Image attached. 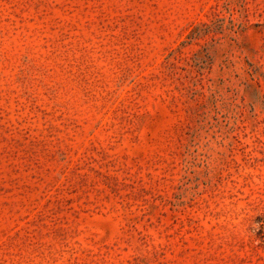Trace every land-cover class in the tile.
I'll list each match as a JSON object with an SVG mask.
<instances>
[{"label":"rangeland","instance_id":"374dc122","mask_svg":"<svg viewBox=\"0 0 264 264\" xmlns=\"http://www.w3.org/2000/svg\"><path fill=\"white\" fill-rule=\"evenodd\" d=\"M0 264H264V0H0Z\"/></svg>","mask_w":264,"mask_h":264}]
</instances>
